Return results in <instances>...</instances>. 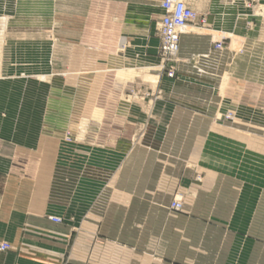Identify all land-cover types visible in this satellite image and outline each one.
I'll list each match as a JSON object with an SVG mask.
<instances>
[{
	"label": "crops",
	"instance_id": "1",
	"mask_svg": "<svg viewBox=\"0 0 264 264\" xmlns=\"http://www.w3.org/2000/svg\"><path fill=\"white\" fill-rule=\"evenodd\" d=\"M85 1L55 16L65 46L48 50L42 34V60L2 52L0 264H264V0H183L199 21L180 35L177 78L165 72L163 94L121 100L135 139L113 142L91 128L95 109L105 115L94 96L79 134L77 88L89 85L79 76L96 60L152 66L158 37L135 11L155 7L147 19L158 24L160 0H104L98 14ZM96 33L117 39L100 53L79 47ZM204 55L197 77L191 58Z\"/></svg>",
	"mask_w": 264,
	"mask_h": 264
},
{
	"label": "rangeland",
	"instance_id": "2",
	"mask_svg": "<svg viewBox=\"0 0 264 264\" xmlns=\"http://www.w3.org/2000/svg\"><path fill=\"white\" fill-rule=\"evenodd\" d=\"M77 1L79 2L80 6L84 5V3L82 2H86L85 0ZM93 2H95L96 13L103 12V8H105L106 6L104 0H94ZM151 3L152 5H155V3L153 2ZM69 4L70 0H0V65L3 59L2 52L6 51L9 48L13 49L16 57L24 55L27 60H31L30 62L35 60L37 61L38 59L42 60V34L44 36H47L44 41L48 50L53 49V47L57 46H65L67 40L61 38V36H59L60 39L55 38V16H66L67 12H70ZM155 10L156 8L153 6H142L141 9L137 7L135 16L137 17L136 20H138V18L140 19V17H143L144 23H142V25L147 28L148 31L152 30V35L150 37L151 39L156 40V29L158 24L147 19L150 13H153ZM198 21L199 19L197 16L195 22ZM133 22L136 21L133 20ZM134 24L141 25L139 23ZM100 25L102 24L100 23ZM62 31H65V29H63ZM99 36L100 39L98 40L97 38H99ZM85 38L86 37L84 36L82 38L80 37V39L78 40L79 47H95L96 50H99V53L102 52L104 43H106L108 40L115 41L117 39L103 38L101 34L96 33L94 36H92L94 40H92L91 45H89L87 43H84L87 41ZM153 58L154 63L152 66L142 64L138 67H135L134 64L129 63L124 64L123 66V63L116 62L107 67L104 66L101 61L96 60L94 73L89 76H86L84 74L79 76L80 78L89 79V85L86 84L77 88L79 102L77 103V108L75 107V109L79 111L78 115L80 119H78V129L81 136H85V133H82L86 132L85 126L87 125V121L85 122V119H87V115L86 112L82 110H86L87 104L84 103V100L86 99V96L89 95L94 96L95 98V108H100L105 112V115H103L102 118L100 117V119H94L95 125L94 127H91L94 128L96 134L100 135L97 142H102L103 136H105L104 140H106V138H109V140L112 142L115 141L114 139L117 137H123L126 139H130L132 137L134 138L132 134L133 130H131L132 126L130 124L132 121L121 118L123 117V110H121L123 106L122 102L120 101L126 100V97H131L132 100H135V98L140 99L146 95L155 96L164 93V90H166V76H164V73L166 72V74H168V72L163 70L161 71L159 69V54H156V56H154ZM210 58L211 57H209L207 60H209ZM204 60L205 59H201L199 63L193 65L197 77L202 75V66L205 67L206 64H204ZM33 66L35 65L33 64ZM40 66L41 67L39 68L38 65H36V68H32L31 71H29L30 69H27L25 71H16L14 72L13 76L16 79L28 78L23 76H26L27 74L33 76L40 75L42 74V64ZM120 69H133L136 70V72H139V75L132 77L131 80H119L116 79V71ZM157 70L159 71V73L157 72L158 80L157 84L153 87L150 81L145 79L143 75L145 73L155 75L154 73H156ZM79 73H83V71L79 70ZM203 73L205 74V72ZM172 78H177L176 72ZM11 89L15 91V94L17 95L23 93L22 88L11 87ZM62 105L64 111H69V104H66L64 102L62 103ZM229 114V112L225 114V117H230ZM81 122L85 123L83 127L80 126ZM75 127L77 128V125ZM70 132L75 133L76 131H73L72 127H70L67 133L70 134ZM146 137L147 136H145V138ZM67 141H69V139H67Z\"/></svg>",
	"mask_w": 264,
	"mask_h": 264
},
{
	"label": "built area",
	"instance_id": "3",
	"mask_svg": "<svg viewBox=\"0 0 264 264\" xmlns=\"http://www.w3.org/2000/svg\"><path fill=\"white\" fill-rule=\"evenodd\" d=\"M159 9L161 15L158 23V54L160 57V69L168 72L169 77H173L178 63L177 52L179 39L182 31L195 22L196 13L183 0H160ZM224 50V40L215 42L213 52L221 53ZM208 55L191 58V60L208 59ZM228 117V116H227ZM230 118V117H228ZM168 209L172 212H180L182 204L177 200H172ZM54 223H60L61 219L50 218ZM8 244L0 245V252L8 250Z\"/></svg>",
	"mask_w": 264,
	"mask_h": 264
},
{
	"label": "bare ground",
	"instance_id": "4",
	"mask_svg": "<svg viewBox=\"0 0 264 264\" xmlns=\"http://www.w3.org/2000/svg\"><path fill=\"white\" fill-rule=\"evenodd\" d=\"M189 30H191V29L190 28L188 29V27H187L182 32H187ZM115 62H117V61H115ZM127 63H128V61H127ZM123 66H124V64H123ZM135 67H137V66H135ZM159 69H160V67H159ZM157 72L159 73V71L157 70L156 73H154L155 75H151L149 73H145L143 75L145 79L150 81V83L152 84L153 87L157 84V80H158V73ZM138 75H139V72H136V70H133V69H120V70L116 71V77H117L116 79H119V80H126V79L131 80L132 77H135ZM100 117H101V111H99L98 109H95L94 113H93V118L94 119H100ZM84 125H85V123L81 122L80 126L83 127Z\"/></svg>",
	"mask_w": 264,
	"mask_h": 264
}]
</instances>
